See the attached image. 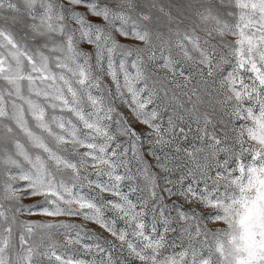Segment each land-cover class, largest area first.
Returning <instances> with one entry per match:
<instances>
[{
	"label": "snow or ice",
	"instance_id": "snow-or-ice-1",
	"mask_svg": "<svg viewBox=\"0 0 264 264\" xmlns=\"http://www.w3.org/2000/svg\"><path fill=\"white\" fill-rule=\"evenodd\" d=\"M0 264H264V0H0Z\"/></svg>",
	"mask_w": 264,
	"mask_h": 264
},
{
	"label": "rangeland",
	"instance_id": "rangeland-1",
	"mask_svg": "<svg viewBox=\"0 0 264 264\" xmlns=\"http://www.w3.org/2000/svg\"><path fill=\"white\" fill-rule=\"evenodd\" d=\"M90 227H93V228H96V226L95 225H89ZM96 230L97 231H102V230H100V229H98V228H96Z\"/></svg>",
	"mask_w": 264,
	"mask_h": 264
}]
</instances>
